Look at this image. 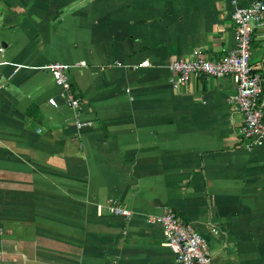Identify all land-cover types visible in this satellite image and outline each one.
<instances>
[{"label":"crops","instance_id":"crops-1","mask_svg":"<svg viewBox=\"0 0 264 264\" xmlns=\"http://www.w3.org/2000/svg\"><path fill=\"white\" fill-rule=\"evenodd\" d=\"M250 2L0 0V264H180L163 208L214 264H264V139L242 145L229 75L173 87L169 67L235 47L232 12ZM249 59L264 76V17ZM52 60L71 64L91 124L76 125Z\"/></svg>","mask_w":264,"mask_h":264},{"label":"built area","instance_id":"built-area-1","mask_svg":"<svg viewBox=\"0 0 264 264\" xmlns=\"http://www.w3.org/2000/svg\"><path fill=\"white\" fill-rule=\"evenodd\" d=\"M236 2V0H233ZM264 17V0H251L247 6L235 3L232 19L237 33L235 47L218 57H208L193 49L191 55L179 57L169 63L175 77L171 79L173 87H181L194 76L229 75L236 84L235 92L229 97L232 105L231 113L242 114L238 135L246 149L260 145L264 139V101L260 94L264 86V76L255 70L250 63L251 35L253 28ZM0 51L3 46L0 45ZM117 63H120L117 61ZM148 63L144 59L140 64ZM71 64L60 60H52L47 64L55 83L60 87L59 94L73 109L78 127L91 124L81 115V98L71 84L68 70ZM48 101L57 104L55 96ZM109 210L115 213L129 215L130 209L121 205H109ZM153 219L159 221L164 234V244L169 246L180 264H214L206 237L190 223L185 222L172 209L163 208ZM216 231L215 227L211 228ZM2 230L0 229V235Z\"/></svg>","mask_w":264,"mask_h":264}]
</instances>
